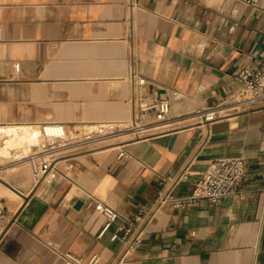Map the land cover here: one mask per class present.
I'll return each mask as SVG.
<instances>
[{"label":"crops","instance_id":"0c3cea01","mask_svg":"<svg viewBox=\"0 0 264 264\" xmlns=\"http://www.w3.org/2000/svg\"><path fill=\"white\" fill-rule=\"evenodd\" d=\"M263 56L264 0H0V139L11 125L39 143L40 123L56 120L70 140L44 155L58 172L49 182L34 161L1 154L0 182L16 192L0 194V264H66L63 251L83 264L94 253L96 264H264V100L212 122L191 113L231 97L238 69ZM135 73L150 97L170 96L168 119L133 127ZM237 155V194L164 203L131 250L115 224L99 236L96 199L133 214L167 188L162 178L185 169L174 192L188 193L215 158ZM21 162L30 170L3 176Z\"/></svg>","mask_w":264,"mask_h":264},{"label":"built area","instance_id":"2783aa9c","mask_svg":"<svg viewBox=\"0 0 264 264\" xmlns=\"http://www.w3.org/2000/svg\"><path fill=\"white\" fill-rule=\"evenodd\" d=\"M15 66L19 69L20 62L17 61ZM134 75L137 94L133 127L158 124L168 119L171 112L170 96L162 94L150 97L143 91V87L150 80L143 74L135 73ZM236 76L240 81V86L231 97L212 105L197 107L191 112L198 117L200 122L206 123L221 119L227 116L230 110L247 109L264 100V56L260 60L242 65ZM172 93L178 95L179 92L174 89ZM10 126L3 127L2 131H7L9 135L8 127ZM15 128L19 129L17 126ZM40 130L39 143L11 145L8 146V152H3L1 149L6 146V140L10 135L0 139V157L3 154L5 158L7 157V162L10 163L21 161L24 158L34 161L36 163L33 168L34 178L37 181L46 180L49 182L58 176V172L52 159L45 158L44 155L69 144L68 128L63 121L46 120L40 123ZM118 155L129 157L130 153L125 148H121ZM2 168L0 163V177ZM246 168L247 159L245 156L217 157L194 181L192 191L184 194H175L174 186L185 178V169L175 175L164 177L160 181L167 188L161 190L151 204L141 205L133 214H123L110 203L96 199L95 207L103 211L107 217L99 236H102L115 224L113 236L127 244L126 250H131L142 240L143 228L140 222L150 217L159 206L164 203H172L178 207H186L198 203L203 198L218 202L226 195L237 194L246 176ZM7 223V206L0 196V230H3ZM61 256L66 264H83L85 262L84 257L72 251H63ZM98 259V253H94L86 263L96 264Z\"/></svg>","mask_w":264,"mask_h":264},{"label":"rangeland","instance_id":"374dc122","mask_svg":"<svg viewBox=\"0 0 264 264\" xmlns=\"http://www.w3.org/2000/svg\"><path fill=\"white\" fill-rule=\"evenodd\" d=\"M86 127H88V129H91L92 128V127H89V126H86ZM14 165L16 166L15 168H13ZM21 165H23V166L21 167ZM24 165H26V166H24ZM26 167H28V170H30V166H29V164L27 162H21L20 165H18L17 163L11 164V165L7 166L6 168H4L3 176L4 177H7L8 174L11 173V172H13V171H17V173H20L21 174L22 172L26 171V169H27ZM9 177L10 176H8L7 178L10 179ZM8 190L9 191L11 190V192H13V193L16 192L13 189H11L9 186H7L6 184H4L3 182H0V194L1 193H4V192H7V193L10 194V192ZM12 200H15V199H12Z\"/></svg>","mask_w":264,"mask_h":264},{"label":"bare ground","instance_id":"6f19581e","mask_svg":"<svg viewBox=\"0 0 264 264\" xmlns=\"http://www.w3.org/2000/svg\"><path fill=\"white\" fill-rule=\"evenodd\" d=\"M20 128H21V126H20ZM8 132L10 133V136L6 141V146L1 149V151H3V152H8V146H11L12 144L20 143V142L26 143V142H28V140H30V139H28V137L20 136L18 129H16L15 127H12V126L8 127ZM28 134L31 135V133H28Z\"/></svg>","mask_w":264,"mask_h":264},{"label":"water","instance_id":"95a60500","mask_svg":"<svg viewBox=\"0 0 264 264\" xmlns=\"http://www.w3.org/2000/svg\"><path fill=\"white\" fill-rule=\"evenodd\" d=\"M7 141V140H6ZM18 143L12 144V145H17Z\"/></svg>","mask_w":264,"mask_h":264}]
</instances>
